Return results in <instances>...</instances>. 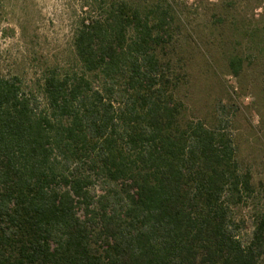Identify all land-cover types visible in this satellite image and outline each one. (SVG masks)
<instances>
[{
  "label": "trees",
  "instance_id": "16d2710c",
  "mask_svg": "<svg viewBox=\"0 0 264 264\" xmlns=\"http://www.w3.org/2000/svg\"><path fill=\"white\" fill-rule=\"evenodd\" d=\"M95 3L71 66L0 74V264H264L233 112L188 118L177 94L171 4Z\"/></svg>",
  "mask_w": 264,
  "mask_h": 264
},
{
  "label": "rangeland",
  "instance_id": "374dc122",
  "mask_svg": "<svg viewBox=\"0 0 264 264\" xmlns=\"http://www.w3.org/2000/svg\"><path fill=\"white\" fill-rule=\"evenodd\" d=\"M166 1L175 32L165 57L180 80L187 117L211 124L219 103L233 112L238 160L255 187L237 216L250 229L254 209L264 210V0ZM95 2L0 0V74L32 85L45 66H71L73 32L99 14ZM232 58L242 64L236 75Z\"/></svg>",
  "mask_w": 264,
  "mask_h": 264
}]
</instances>
